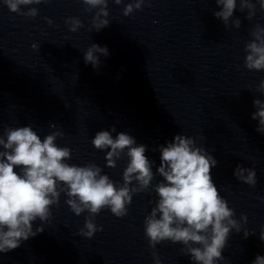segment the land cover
<instances>
[{
  "label": "clouds",
  "instance_id": "obj_1",
  "mask_svg": "<svg viewBox=\"0 0 264 264\" xmlns=\"http://www.w3.org/2000/svg\"><path fill=\"white\" fill-rule=\"evenodd\" d=\"M52 0H2L11 13L34 19L39 9L34 5L49 4ZM84 11L93 13L90 32H100L110 25L108 19L109 0H79ZM117 6L124 0H111ZM220 8L214 11V18L221 20L224 28L229 26L239 30L241 19L235 18L234 11L246 12L244 17L252 21L259 10L264 12V0H215ZM144 6L151 7L152 0H129L122 8V14L128 17ZM27 10H24V9ZM14 19V17H10ZM48 25L53 21L45 17ZM69 32L75 33L84 27L79 17L69 16L64 20ZM251 39L245 43L244 67L249 70L264 71V26L256 23L250 30ZM33 49L39 50L36 44ZM110 55L107 46L91 44L83 52L85 64L94 69L101 65V57ZM250 90V89H248ZM256 91L264 95V79H261ZM251 119L257 121L256 132L264 135V100L254 99ZM56 128V124H49ZM117 133L115 126L111 130L96 132L91 143L97 150H107L106 167L115 169L117 162L127 157V165L122 173V183L113 181L103 169L95 163L83 166L69 164L72 150L59 146L58 138H63L60 130L43 137L37 134L31 125L4 127L0 134V253H8L20 247L23 242L44 231V224L52 216V206H59L60 196H66L65 204L71 212L80 216L87 211L84 226L79 235L91 239L95 233L103 231V226L95 218L104 209L123 218L128 215V207L133 196L148 192L150 189L158 197L150 213L144 218V235L152 250L154 264H162L156 251L157 245L170 241L181 244L184 256L192 264H218L224 261L222 255L233 230L243 232L246 239L254 233L243 226L248 216L240 214L235 219V210L220 195L211 175L218 165L216 158L205 147L197 143L206 140L204 136L176 134L172 141L159 145L160 164L153 172L154 162L145 155L147 147L137 144L136 139L126 132ZM18 169V171H17ZM234 177L255 188L257 173L254 167L237 164ZM159 176V182L153 184ZM264 203V197H257ZM153 203V201H150ZM39 220L40 226L33 228ZM259 238L264 241V227ZM252 264H264V256L257 255Z\"/></svg>",
  "mask_w": 264,
  "mask_h": 264
}]
</instances>
